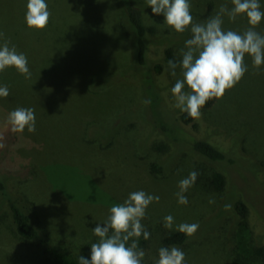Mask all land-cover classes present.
I'll list each match as a JSON object with an SVG mask.
<instances>
[{
    "label": "rangeland",
    "instance_id": "374dc122",
    "mask_svg": "<svg viewBox=\"0 0 264 264\" xmlns=\"http://www.w3.org/2000/svg\"><path fill=\"white\" fill-rule=\"evenodd\" d=\"M130 1L143 10L145 26L154 29L147 38L152 92L140 78L131 26L117 0H45L51 15L44 30L27 27V0H0V32L4 33L0 46L5 40L9 47L15 46L27 57L31 72L30 79L14 67L0 72V87L7 86L10 93L0 97V143L5 144L0 149V181L6 189L5 196L0 192V264L49 261L38 241L16 234L6 200L12 197H18L42 236L69 235L81 241L98 223H105L110 208L122 204L130 193L158 196L159 201H153L146 213L163 219V224L158 222L162 231L169 230L164 227L168 215L174 218L171 231L182 223L199 224L190 237L191 243L197 238L185 255V264L219 262L207 252L208 244L198 242L223 223L224 242L235 238L234 206L228 197L242 198L257 212V229L264 232V65L257 70L246 54L248 71L241 81L226 90L209 112H202L199 121L194 120L197 128L192 123L186 126L189 134L203 135L234 158L231 164L220 163L229 186L214 192L208 184L213 166L190 153L188 142L166 143L151 126L163 125L171 134L183 137L172 129L168 118L179 123L180 109L175 107L171 88L183 79L179 64L191 33L175 32L163 15L146 9L147 0ZM259 3L264 11V0ZM190 4L195 23L215 16L221 5L233 6L231 0H190ZM223 20L224 30L243 33L250 27L244 15L235 21L225 15ZM254 30L264 36V18ZM168 46L177 60L175 76L163 63ZM154 90L163 114L158 100L153 99ZM184 90L190 91L187 85ZM146 99L151 103L144 104ZM20 107L34 109L35 132H11L8 114ZM172 135L168 137L172 139ZM151 163L162 166V176H149ZM192 171L198 177L184 193L188 203L179 204V182ZM225 205L231 208L226 210ZM98 242L90 238L79 246V255L90 260L91 245ZM224 242L219 243L220 253ZM233 260L257 264L237 255Z\"/></svg>",
    "mask_w": 264,
    "mask_h": 264
},
{
    "label": "clouds",
    "instance_id": "9594fccd",
    "mask_svg": "<svg viewBox=\"0 0 264 264\" xmlns=\"http://www.w3.org/2000/svg\"><path fill=\"white\" fill-rule=\"evenodd\" d=\"M147 4L154 15H163L164 22L175 32L191 33V38L185 41L186 51L182 50L179 64L183 79L176 81L171 93L175 99V107L193 120L199 121L202 118L201 109L208 101L222 99L226 90H231L241 81L248 71L244 63L246 54L252 58L253 67L257 70L264 65V36L254 30L264 18L259 0H231V8L221 5L217 14L203 23L193 21L190 0H147ZM26 9L25 21L28 28H47L51 13L45 0H27ZM225 15L230 21L244 15L250 27L243 33L224 30ZM3 37L4 33L0 32V38ZM168 66L175 76L178 65L169 60ZM9 67H14L25 79L31 78L27 57L18 53L15 46L9 47V42L5 40L0 46V72ZM185 85L190 91L184 90ZM9 94L7 86L0 87V97L6 98ZM143 103L150 104L151 100L146 99ZM7 123L13 133H23L25 129L29 133L35 132L34 109L16 108L8 114ZM4 147L5 144L0 143V149ZM197 177L198 173L192 171L179 182L180 191L176 193L179 204L188 203L184 193L195 184ZM153 201L158 202L159 197L135 191L122 204L112 206L105 223H98L92 230L99 237V242L91 245L90 260L79 256V264H142L145 252L138 247V240L141 236L148 240L150 233L141 221ZM230 208L231 205H225L226 210ZM173 222L171 215L166 216L164 227L171 230ZM198 229L197 223H182L176 230L192 237ZM158 255L155 264H185V253L175 246L161 247Z\"/></svg>",
    "mask_w": 264,
    "mask_h": 264
},
{
    "label": "trees",
    "instance_id": "16d2710c",
    "mask_svg": "<svg viewBox=\"0 0 264 264\" xmlns=\"http://www.w3.org/2000/svg\"><path fill=\"white\" fill-rule=\"evenodd\" d=\"M117 2L121 11L123 10L125 12L129 25L131 26L132 50L136 65L140 67V78L143 81L145 89L152 92V88H154V79L147 64V54L149 49V40L147 38L148 35L154 33V29L145 26L142 19L143 10L134 7L130 0H117ZM146 9L151 8L148 6ZM169 60H172L177 64L173 49L168 46L163 51V63L168 69ZM154 93L155 96L153 99L155 102L158 100V108H160V111L163 114L160 96L155 90ZM215 103L216 99L208 101L201 111L204 113L209 112V110L214 107ZM178 118V124H174L170 117L168 118V121L171 122L170 124L172 125L173 130L183 133V137H176L173 131L172 135L171 131H168L167 128H162L163 125H154V123H152L151 126L155 131L162 135L163 139L166 140V143L168 142L177 145L179 141L184 140L188 142L190 153L213 166L214 170L208 178L209 187L214 192H223L229 186V182L224 171L221 169L222 166L220 163L228 162L227 164H231V159L234 160V158L228 156L225 150L220 149L217 144H214L203 135L197 137L196 135L193 136L189 134L186 130V126H189L191 123L192 127L197 128V126L193 124L194 120L187 113L180 111ZM239 131H241V129H239ZM168 134L172 135L173 138L171 139L170 136L168 137ZM156 148L158 150L163 149L162 146H157ZM164 148L167 147L164 146ZM261 171L262 169L258 167L256 172L260 173ZM163 173L164 169L160 164L151 163L149 165L148 174L150 177H159L162 176ZM0 192L3 196L6 195L5 185L1 181ZM16 198L13 199L12 197L6 199L14 230L20 238L27 241H38L44 247V252L49 256L47 264H79V246H82L90 238L99 241V237H97L93 231H91V235L88 234L87 238L82 239L81 241L75 236L69 235L55 236L47 233L42 236L40 231L33 225L30 216L20 207ZM227 199H230V204L233 203L234 206L233 217L235 222V240L230 239L226 243L224 242L225 222L220 227L218 226L216 229L212 230L211 234L207 233L208 236L200 240V242H198L199 245L201 246L203 243H206L210 246V249L207 252L213 253L214 258L219 261L217 264H239L233 260V256L236 255L245 258V260L251 262L254 261L257 264H264V246L262 244V240H264V232L257 229L256 224L259 222L257 212H254V210L246 204L242 198H233L235 199L234 201L229 197L226 198V200ZM251 212H253V215ZM158 222L163 224V219L154 218L149 213H146L145 218L141 221L145 229L150 233V238L148 240H145L143 236L138 240V247L145 252L142 264H155V261L159 258L158 250L161 247L171 248L175 246L187 255V252H191V249L194 246L193 243H196V236V238L194 237L195 240H192L191 243L189 242L190 237H187L184 233H180L177 230L162 231L159 228ZM221 240H223L224 243L222 244V250L220 253L218 249ZM130 243L131 240L128 244L130 245ZM223 247L225 248L223 249ZM213 249L214 251L212 252ZM242 262V264H247L244 260Z\"/></svg>",
    "mask_w": 264,
    "mask_h": 264
}]
</instances>
